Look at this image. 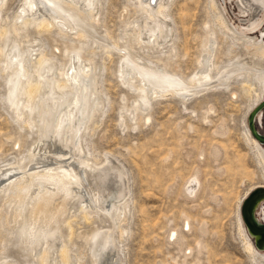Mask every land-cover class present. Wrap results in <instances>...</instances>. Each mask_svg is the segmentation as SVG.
Masks as SVG:
<instances>
[{"label":"rangeland","instance_id":"374dc122","mask_svg":"<svg viewBox=\"0 0 264 264\" xmlns=\"http://www.w3.org/2000/svg\"><path fill=\"white\" fill-rule=\"evenodd\" d=\"M128 1L100 0L97 6L99 21L98 25L93 24V30L109 44H117L121 33L137 17L133 4ZM215 1L232 29L257 42L264 40V13L257 14L260 23L253 28L240 13L236 0ZM23 2L3 1L0 29L8 30L0 38L3 53L16 43L20 50L34 51L33 55L42 50L48 60L60 66L68 58L65 48L73 49L91 58L100 70L96 90L101 99V112L89 124L90 131L86 132L82 147L84 156L93 165L109 167L108 163L113 162L124 174L126 214L120 218V231L111 234L122 264H252L244 250L237 216L243 198L259 181L254 175L261 171L250 146L244 142L245 122L254 96L246 94L238 80L231 79L227 85L217 84L185 103L177 96L159 94L143 107L139 99L144 95L141 84L134 81L136 91L127 87L118 73L117 55L112 58L102 50L94 51L91 42L63 37L55 28L46 31L30 25L14 35L10 25L16 21L14 18ZM167 5L172 20L169 48L161 53L136 47V53L144 60L153 65L167 64L169 70L193 83L199 71L205 32L211 29L216 38L212 77L223 67H233L236 61L264 68V58L252 56L242 42L237 43L231 34L215 25L216 13L211 8V0H168ZM0 67V170L15 165L19 169L16 173L20 174L27 171L36 147H41V153L49 146L47 143L38 146L37 128H22L20 122H15V115L9 109L8 76L1 72L2 64ZM257 115L253 128L264 137V108ZM121 119L123 126H120ZM194 176L199 186L193 196H186L184 186ZM4 212L10 217V210L1 214ZM255 214L260 219L261 213ZM80 215L70 219L74 227L72 241L62 225L65 216L58 217L62 240L69 253L68 264H73L74 257L82 264H92L91 251L96 237L113 230L111 220L100 213L88 221ZM4 219L0 217V264H31L33 256L20 246L19 228L14 238H10Z\"/></svg>","mask_w":264,"mask_h":264},{"label":"bare ground","instance_id":"6f19581e","mask_svg":"<svg viewBox=\"0 0 264 264\" xmlns=\"http://www.w3.org/2000/svg\"><path fill=\"white\" fill-rule=\"evenodd\" d=\"M3 1L0 0V11ZM23 1L20 13L14 18L16 21L10 25L14 35H19L30 25L42 27L46 31L55 28L63 37L82 40L88 44L91 42L94 51L102 50L112 58L117 55L120 60L118 73L127 87L136 91L134 81L141 84L140 89L144 95L139 99L143 107L148 106L149 100L159 94L177 96L185 103L217 84L227 85L231 79L238 80L246 94L251 93L254 96L245 122L244 142L250 146L261 171L260 174L254 175L259 181L239 205L237 224L245 253L251 263L264 264V235H257L256 247L241 215L244 201L256 195L247 207V214L256 226H262L264 223V142L253 136L248 125L253 122V127L255 126L259 118L257 113L264 108L260 106H264V68L250 65L243 60L236 61L233 67H223L216 73L217 76L212 77L210 73L214 68L216 38L215 31L211 29H205L203 51L198 61L199 71L195 79L192 77L193 83L186 82L174 70H169L167 64L153 65L138 56L136 47L161 53L168 47L172 36L168 0H129L137 17L128 25L129 29L121 33V43L117 44H109L105 37L96 35L93 30V24L98 25L96 23L99 21L97 6L100 0ZM236 1L240 13L248 18V24L253 28L258 26V15L264 13V0ZM211 8L216 13L215 25L220 30L231 34L237 43L242 42V46L250 51L252 56L260 60L264 58V40L257 42L247 34L232 29L215 0H211ZM17 21L19 23H16ZM7 31L4 27L0 29V38ZM32 52L34 51L20 50L16 43L5 53L0 48V57L3 56L0 60L1 72L8 76L6 86L9 109L15 115V122H20L22 128H37L38 146H44L46 143L49 146L43 153L39 152L41 147H36L38 152L36 150L31 154L27 171L16 173L19 169L15 165L0 170V214L4 210L11 212L10 217L6 212L0 215L5 217L4 225L9 227L8 236L14 238L19 228L20 246L33 256L31 264H68L69 253L62 240V226L59 225L58 217L65 216L66 220L62 225L69 232V241H72L74 227L73 220L70 219L81 214L82 218L88 221L93 215L99 216L100 213L111 220L113 230H106L96 237L91 251L92 264H122L111 234L119 230L122 220L120 218L127 207L124 203V174L119 167L112 165L113 162H107L109 167L99 168L93 165L91 159L87 158V155L84 156L83 152V142L86 141L84 138L90 129L89 124L102 105L96 90L97 74L100 70H97L91 58L83 57L73 49L65 48L64 52L68 58L59 63L60 66L48 60L42 50L34 55ZM131 115L134 117L135 112L132 111ZM148 120L146 117V122ZM122 121L121 119L120 126H123ZM217 150L219 152V149L215 148V151ZM187 181L184 194L193 196L199 186L197 177ZM256 211L261 213L260 219L256 217ZM261 232L263 231H257ZM173 236L174 233L168 237ZM73 264L82 262L74 257Z\"/></svg>","mask_w":264,"mask_h":264},{"label":"water","instance_id":"95a60500","mask_svg":"<svg viewBox=\"0 0 264 264\" xmlns=\"http://www.w3.org/2000/svg\"><path fill=\"white\" fill-rule=\"evenodd\" d=\"M263 104V103H262ZM261 108L264 107L262 105H260ZM252 115V114H251ZM251 132L253 134L254 137H256L257 139H259L260 141H263L264 142V137L260 136L253 128V122L251 123ZM256 195H254L252 198L244 201L243 205H242V208H241V215H242V219L248 229V233H249V236L251 239H253L254 241V244L255 246L257 247V242H256V237L257 235H264V225L262 226H256L248 217V214H247V207L249 205V203L252 201V199L255 197ZM257 231H263L261 233H257ZM264 249V247H263Z\"/></svg>","mask_w":264,"mask_h":264}]
</instances>
